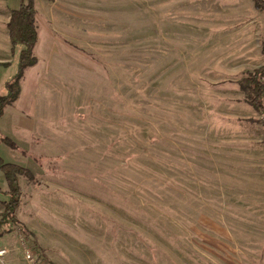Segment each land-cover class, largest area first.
Returning <instances> with one entry per match:
<instances>
[{
    "label": "rangeland",
    "instance_id": "374dc122",
    "mask_svg": "<svg viewBox=\"0 0 264 264\" xmlns=\"http://www.w3.org/2000/svg\"><path fill=\"white\" fill-rule=\"evenodd\" d=\"M69 2L71 62L2 133L14 146L0 143V156L32 177L18 176L24 232L0 236V257L264 264V113L239 83L264 64V9ZM17 62L0 73L3 94ZM5 189L0 173V212Z\"/></svg>",
    "mask_w": 264,
    "mask_h": 264
},
{
    "label": "crops",
    "instance_id": "0c3cea01",
    "mask_svg": "<svg viewBox=\"0 0 264 264\" xmlns=\"http://www.w3.org/2000/svg\"><path fill=\"white\" fill-rule=\"evenodd\" d=\"M69 3V0H34L37 41L33 47V54L36 62L25 69L17 99L3 110L0 117L1 134L12 135L14 126L21 125V114L30 112L28 95L37 94L38 96L45 92L49 93L50 85L47 79L55 78L58 71L66 70L67 64L71 62V25L68 24L71 6ZM19 4L20 0L14 2L0 0V73L6 71L15 57L18 58L21 48L20 45L12 46L7 28L11 10L17 8ZM1 91L3 90H0V94H3ZM10 252L6 251V254L0 257V264H27L12 260Z\"/></svg>",
    "mask_w": 264,
    "mask_h": 264
},
{
    "label": "trees",
    "instance_id": "16d2710c",
    "mask_svg": "<svg viewBox=\"0 0 264 264\" xmlns=\"http://www.w3.org/2000/svg\"><path fill=\"white\" fill-rule=\"evenodd\" d=\"M254 1L257 6L264 9V0ZM7 28L12 46L20 45L21 48L18 53L16 72L5 83L6 92L0 94V117L4 108L17 99L25 69L36 62V57L33 54V47L37 41L34 0H20L19 6L11 10ZM239 83L247 102L256 111L264 113V64L247 71L245 77ZM0 143L14 146V143L1 133ZM0 173L5 180L7 188L2 191V194L6 195L7 199L3 201L4 209L0 212V236L15 228L24 232L15 215L20 196L18 176L24 175L31 178L32 174L25 166L16 162L6 161L1 156Z\"/></svg>",
    "mask_w": 264,
    "mask_h": 264
},
{
    "label": "built area",
    "instance_id": "2783aa9c",
    "mask_svg": "<svg viewBox=\"0 0 264 264\" xmlns=\"http://www.w3.org/2000/svg\"><path fill=\"white\" fill-rule=\"evenodd\" d=\"M5 252L4 249H0V256L3 255ZM24 254H25V257L30 260V261H33V255L31 254V252L27 249L24 250Z\"/></svg>",
    "mask_w": 264,
    "mask_h": 264
}]
</instances>
